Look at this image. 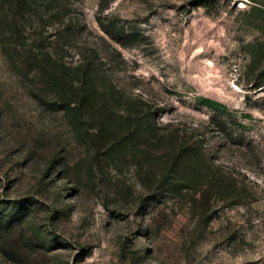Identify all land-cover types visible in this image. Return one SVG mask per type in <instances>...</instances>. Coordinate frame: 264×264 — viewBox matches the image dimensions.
Here are the masks:
<instances>
[{
  "label": "rangeland",
  "instance_id": "obj_1",
  "mask_svg": "<svg viewBox=\"0 0 264 264\" xmlns=\"http://www.w3.org/2000/svg\"><path fill=\"white\" fill-rule=\"evenodd\" d=\"M70 2L60 25L27 15L19 52L0 27V264H264V0ZM34 38L90 60L117 113L178 130L172 185L147 173L160 143L96 156L72 131Z\"/></svg>",
  "mask_w": 264,
  "mask_h": 264
},
{
  "label": "trees",
  "instance_id": "obj_2",
  "mask_svg": "<svg viewBox=\"0 0 264 264\" xmlns=\"http://www.w3.org/2000/svg\"><path fill=\"white\" fill-rule=\"evenodd\" d=\"M102 1L100 0V7ZM70 5V0H0V27L2 28L4 23L8 24L11 49L19 52L18 46L25 44V36L21 30H24L27 15L42 21L41 8H44L46 15L56 19L60 25L71 12ZM98 22L106 33L112 38L115 37L111 27L107 26L101 17H98ZM72 26L73 23L70 22L66 28ZM57 44L56 41V46ZM43 45L40 39L34 38L26 52L27 59L36 65L38 72L52 85L54 95L48 100L63 111L72 131L85 133L84 142L97 149L96 156H109L118 151L128 153L132 146H143L141 156L143 153L147 156L151 146L160 143L162 152L158 157L163 168L157 173L155 166L150 164L147 173L156 185H172L176 180L181 160L190 157L192 150L180 138L178 130L168 127L160 129L154 120L150 119V113H144V116L137 111L133 114V110L128 107L122 113H117L115 106L111 104L112 90L97 84L96 78H93L90 60L84 58L71 66L63 61L58 52L36 50ZM207 102L216 104L214 100ZM145 120L148 125L144 127Z\"/></svg>",
  "mask_w": 264,
  "mask_h": 264
}]
</instances>
